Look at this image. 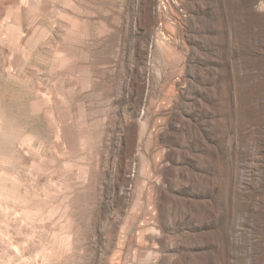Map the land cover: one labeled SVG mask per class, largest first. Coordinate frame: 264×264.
I'll list each match as a JSON object with an SVG mask.
<instances>
[{
	"label": "rangeland",
	"instance_id": "374dc122",
	"mask_svg": "<svg viewBox=\"0 0 264 264\" xmlns=\"http://www.w3.org/2000/svg\"><path fill=\"white\" fill-rule=\"evenodd\" d=\"M0 264H264V0H0Z\"/></svg>",
	"mask_w": 264,
	"mask_h": 264
}]
</instances>
